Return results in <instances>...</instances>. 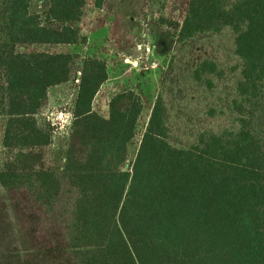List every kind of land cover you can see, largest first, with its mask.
Returning a JSON list of instances; mask_svg holds the SVG:
<instances>
[{"label": "trees", "instance_id": "trees-1", "mask_svg": "<svg viewBox=\"0 0 264 264\" xmlns=\"http://www.w3.org/2000/svg\"><path fill=\"white\" fill-rule=\"evenodd\" d=\"M46 1L42 19L31 0H0V237L16 239L0 264H39L37 248L56 246L68 264H264V147L254 120L264 0H190L180 24L154 23L177 44L203 42L234 75L210 59L177 70L172 56L132 161L143 100L119 93L100 116L92 103L107 65L84 58L60 172L42 168L51 133L35 116L49 88L68 82L75 56L14 49L80 42L85 0ZM94 7L110 11L112 0ZM187 86L198 94L190 133L174 116Z\"/></svg>", "mask_w": 264, "mask_h": 264}, {"label": "rangeland", "instance_id": "rangeland-1", "mask_svg": "<svg viewBox=\"0 0 264 264\" xmlns=\"http://www.w3.org/2000/svg\"><path fill=\"white\" fill-rule=\"evenodd\" d=\"M190 0H112L110 11L97 10L94 0H85L78 23L80 42L75 45H16V53H64L75 56L67 83L48 90V104L36 114L38 125L51 133V143L42 147V168L60 172L69 142L72 112L84 58H101L106 62L108 81L97 95L92 109L107 118L108 104L115 95L131 90L143 100V110L136 125L134 138L128 144V160L132 161L145 130L154 99L168 76V66L174 57V67L190 71L201 60L210 59L224 68L228 78V64L221 54L211 51L203 42L177 44L154 23L161 18L181 23ZM48 8L46 0H31L30 11L42 19ZM228 46L230 41L226 40ZM186 100L181 107L175 105L174 116L183 122V130L190 133L193 125L190 109L198 94L187 86ZM255 128L264 147V88L255 115ZM5 119L0 117V170L7 159L1 140ZM221 126V124H220ZM15 241V234L0 237V255L7 244ZM55 248V249H54ZM37 248L41 254L39 264H68L63 250ZM41 249V250H40ZM15 251V250H14Z\"/></svg>", "mask_w": 264, "mask_h": 264}, {"label": "crops", "instance_id": "crops-1", "mask_svg": "<svg viewBox=\"0 0 264 264\" xmlns=\"http://www.w3.org/2000/svg\"><path fill=\"white\" fill-rule=\"evenodd\" d=\"M108 81V80H107ZM106 81V82H107ZM61 85H63V84H61ZM58 86H60V85H58ZM104 86V84L102 85V87ZM101 87V88H102ZM101 88H100V90H101ZM50 89V88H49ZM100 90L98 91V93H97V95L100 93ZM97 95L95 96V98H94V100H93V103H94V101H95V99H96V97H97ZM93 103H92V107H93ZM143 110V109H142ZM151 111V109L149 110V112ZM142 113V112H141ZM140 116H141V114H140ZM140 116L138 117V121H139V118H140ZM138 121H137V123H138Z\"/></svg>", "mask_w": 264, "mask_h": 264}]
</instances>
